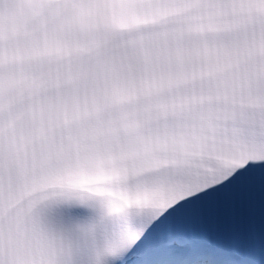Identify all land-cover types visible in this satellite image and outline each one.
Segmentation results:
<instances>
[{
	"label": "snow or ice",
	"instance_id": "obj_1",
	"mask_svg": "<svg viewBox=\"0 0 264 264\" xmlns=\"http://www.w3.org/2000/svg\"><path fill=\"white\" fill-rule=\"evenodd\" d=\"M0 264H264V0H0Z\"/></svg>",
	"mask_w": 264,
	"mask_h": 264
}]
</instances>
